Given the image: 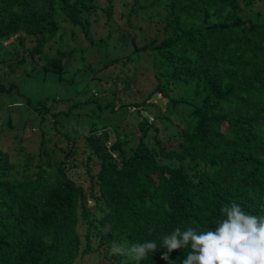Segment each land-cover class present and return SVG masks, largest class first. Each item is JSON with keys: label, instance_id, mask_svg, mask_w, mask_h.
<instances>
[{"label": "trees", "instance_id": "1", "mask_svg": "<svg viewBox=\"0 0 264 264\" xmlns=\"http://www.w3.org/2000/svg\"><path fill=\"white\" fill-rule=\"evenodd\" d=\"M114 5L0 0V97L23 98L0 101V134L38 131L37 161L25 154L22 175L0 149V264H134L108 250L146 241L158 250L140 264H182L190 248L166 261L163 235L215 231L232 202L264 214V14L253 12L264 0H122L121 25ZM99 13L106 29L94 41ZM68 25L98 48L99 67L68 68L85 60V49L61 46ZM23 67L34 81L86 89L30 104L6 79ZM20 108L36 126L25 129ZM125 121L134 133L120 132Z\"/></svg>", "mask_w": 264, "mask_h": 264}, {"label": "clouds", "instance_id": "2", "mask_svg": "<svg viewBox=\"0 0 264 264\" xmlns=\"http://www.w3.org/2000/svg\"><path fill=\"white\" fill-rule=\"evenodd\" d=\"M220 212L225 218L217 221L215 231L198 233L191 227H177L163 235L161 246L166 251L161 258L167 261L174 250L190 248L182 264H264V214H248L235 202L226 204ZM157 250L155 241L133 243L127 248L115 244L108 255L130 256L134 264H140Z\"/></svg>", "mask_w": 264, "mask_h": 264}, {"label": "rangeland", "instance_id": "3", "mask_svg": "<svg viewBox=\"0 0 264 264\" xmlns=\"http://www.w3.org/2000/svg\"><path fill=\"white\" fill-rule=\"evenodd\" d=\"M121 1L122 0H114V3H115L114 6L117 9L114 10L113 22L116 23V25L123 24V22L120 21L121 19L118 18V13H117L118 10L121 9V8H119ZM100 5L103 6L102 3H100ZM260 11H262L264 14V5L253 7L254 13L260 12ZM99 14L100 15L98 16V19H100V20H98V23L94 24L92 29H90V31H89V33L92 36L94 41L97 38L102 37L104 35V31L106 29V26L104 24V18H103L101 13H99ZM68 26H63L60 28L61 39H62L61 40L62 41L61 42L62 48H64L67 51L69 49H71L72 46H78L79 49L80 48L85 49V52H84L85 60L84 61L82 60V61H79V63H76L75 61L79 57H78V55H75L69 61H66L68 64V68H74L75 65L79 66V64L81 65V63L93 64V65H95L93 67L94 69L99 67L98 63H99L100 58H101V53L97 52L98 48H96V50L94 52L93 46H91L89 44V42L86 41L83 37L79 36L80 32H78L77 29H72V28H70L71 26H69V27ZM70 31H73L75 34V36L73 37V39H71V41L68 39ZM44 52H47V49H44ZM67 71H69V70H67ZM27 72H29V69L26 67H23V68L16 70V72L13 76L6 75L7 76L6 79L9 80L10 78H14L13 82L12 81H8V82H12L14 84L17 83V85L15 84V87L19 88V91H20L19 94L24 93V95H26L27 99L29 100L30 104H36V103H39V101L40 102L48 101L46 103V105L49 106L50 104H54V102H55V100H52L53 97L66 99V98H69L66 96L68 94H70L69 96L73 97V98H81L82 92L86 89V88H84L85 87L84 85H81L82 83L80 84V82H79V87L78 86H70L69 87V86L65 85L64 83H63L64 85L58 86V83H54L50 80H43L41 78H37V80L34 81V79L26 77ZM69 77L70 76L63 74L62 80L67 82L70 79ZM148 78H149V80H148ZM22 79H25V80H22ZM84 80L86 82V79H84ZM151 82H152L151 76L146 74L144 76V79L139 80V85H138L137 90L142 95H146V93L151 88ZM20 88H22V91L20 90ZM7 93H10V95ZM155 98H158V97L156 96ZM0 101L1 102H9V103H20V105L23 104V98L20 97V95H18L14 89H11L10 92H6L5 94H3L0 97ZM40 106H42V108H44L43 105H40ZM51 106H53V105H51ZM15 113H19V115L21 113L23 114L22 119L25 120L26 122H28V124L25 125V129H27L31 126H36L35 121H37V118L35 116H33L32 113H30L26 108H20V109H18V111H15ZM150 115L153 116L154 124H156L158 126V130L160 131L161 128H160L159 123L157 122L156 118L154 117L153 114H150ZM131 125L132 124L129 121L121 122L119 124L120 132H124V134H127V135L132 133L133 132L132 128H130ZM123 128H125V129H123ZM134 132H135V129H134ZM14 135H15V133H11V132L0 134V149H2V151L6 152L8 154L9 160L15 166V170L17 172L16 174L19 176V175H22V171L20 170V167L22 166V160L25 159V154L28 153L29 155H31L33 157L32 163H35L37 161V157L35 154L37 152L38 131H36V130L26 131V134L19 139H16V137ZM161 135L162 134L159 132L158 137L162 138L164 136V135L163 136H161ZM112 137H113V134L110 136L111 140H112ZM129 140H130L131 145H135V143H136L135 137H132ZM76 156L78 158L76 160H78V161L85 158L84 155L81 153L80 149L77 150ZM81 170H82V168L77 169V171H79V172ZM91 204L92 203H90V205H88V206H91Z\"/></svg>", "mask_w": 264, "mask_h": 264}]
</instances>
